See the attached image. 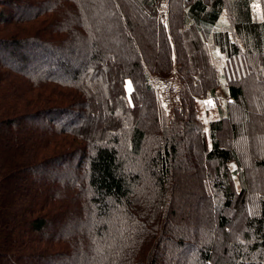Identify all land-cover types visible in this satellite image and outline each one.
<instances>
[{
	"label": "trees",
	"instance_id": "16d2710c",
	"mask_svg": "<svg viewBox=\"0 0 264 264\" xmlns=\"http://www.w3.org/2000/svg\"><path fill=\"white\" fill-rule=\"evenodd\" d=\"M111 1L122 72L81 0H0V264H264V0H123L153 65ZM153 75L174 78L169 117Z\"/></svg>",
	"mask_w": 264,
	"mask_h": 264
},
{
	"label": "rangeland",
	"instance_id": "374dc122",
	"mask_svg": "<svg viewBox=\"0 0 264 264\" xmlns=\"http://www.w3.org/2000/svg\"><path fill=\"white\" fill-rule=\"evenodd\" d=\"M55 1L56 0H53L54 3H55ZM84 1L85 0H81V4L84 7L82 9L84 10V13H86L88 20L91 22V25L92 26L93 25L94 26L95 25L101 26V28L103 29V31L106 35L104 43H106V45H108V46H112V49H111L112 53L115 52L114 51L115 46H118L120 48V53L116 52V55L118 56V54H119L120 56H122V64L118 68V71L122 72V69H124V70L127 69V67L135 61V54L133 55V53L131 51V47H132V45H134L132 40L130 39L131 42H125L123 40V36H125V34H126V28L124 26L125 24L122 21L118 20V17L116 16V10H118L116 5L113 3V1H111V4H110V0L109 1L108 0H95V1L91 0V2H89V3H91V4L94 2L95 3L92 4V6H88ZM123 3L125 6L127 5L126 2L123 0H122V4H121L120 0L118 2L121 10L124 12ZM128 7H130V6H128ZM124 15H126V18H127L128 27L130 28L129 30L133 34L134 31L130 27L129 17L132 16L136 20H138V19L142 20L140 13H139V10L137 11L133 8L132 9L130 8V10H129V9H127V6H126V11L124 12ZM62 19H64V16L62 14H60V18L58 17V19H56L54 22L57 24H61ZM144 28H145V25L142 27V29H144ZM142 34L143 33L141 31H137V33H134L133 35H135V39L139 43V45L142 48H144V51H145L144 54L146 56V60L148 61V63L150 65H153L154 60H152V57H150V55L148 54L149 53L148 52L149 44H148V42L146 43L143 41ZM78 44H79V42H78ZM82 44L84 45V44H86V42L83 41L79 45V47H81V50H82V46H83ZM117 56H116V58H117ZM103 59H104V57H103ZM123 65L124 66L127 65L126 68H123ZM154 76L166 77V76L153 75L152 82H153ZM167 77L170 79H174L172 76H167ZM152 86H153V84H152ZM154 91L156 93V96L159 97L158 99L160 100V103L164 109L165 114L169 117V115L171 114V109H172L171 106L177 101L178 91H177L175 99L172 103L166 102V100L164 99L165 96L163 93H159L156 90H154ZM261 92H262L261 89L257 88L256 84H252V86L248 84L245 87V97L248 101L249 106L252 108L251 111L253 113L257 110V108L259 106H261L263 104V100L260 99ZM205 102H206V100H202L201 102H196V109H197L198 117L200 118V120L202 122L203 128L205 130H207L208 129V121L213 119V118H216L217 115H215L214 111H208L207 109H206L205 114H203L202 110L207 108ZM239 109L241 110L240 112H242V110H243L242 107ZM97 110L98 111L100 110V105L97 106ZM148 111H150V110L146 109L142 113V116L147 117ZM98 116L99 117L102 116V113L100 111L98 113ZM238 118H239L238 114H236V119L238 120ZM205 121H207V123H205ZM256 123L261 127V128H259L260 130L258 131V133L254 134L250 128V132L254 135H251V133H250L248 135V137H250L249 139H251V141L252 140H253V142L255 141L256 145L259 148H261V152H262L264 150V128H263L262 123L260 121H257ZM256 123H255V126L259 127ZM252 137H254V138H252ZM0 144H1V140H0ZM242 146H244V143L239 144V148L244 149V147H242ZM248 148H251V143H250V146ZM246 152H247V150H246ZM253 157H254V155L250 150L248 155H245V159H247L246 163L248 164L249 162H251L253 160ZM185 162L186 163L184 164V166H188L191 164L190 161L187 160V158H186ZM184 181L185 182H183V186L190 187V185L192 184V182L188 181V179H184ZM257 187H259V185L256 186L255 189L252 188L253 190L251 191V193L252 192L254 193L256 191ZM25 188H26V185H24V189ZM9 201H10V198H7L6 202L9 203ZM179 203H180V206H182L184 212H194L193 209L196 208L194 206V202L192 200H191V202H189L188 199H186L185 201L183 199H181L180 202L176 203V209L178 208ZM173 222L177 223L179 221L173 220ZM186 222L190 223L191 221L188 219ZM180 226H182V225H180ZM235 227L236 226H234V228ZM215 237H216V239L221 238L220 235H214V238ZM233 237H234V235H233ZM4 239H5V235H0V246L2 245ZM75 251L80 253V251L77 248Z\"/></svg>",
	"mask_w": 264,
	"mask_h": 264
},
{
	"label": "built area",
	"instance_id": "2783aa9c",
	"mask_svg": "<svg viewBox=\"0 0 264 264\" xmlns=\"http://www.w3.org/2000/svg\"><path fill=\"white\" fill-rule=\"evenodd\" d=\"M153 89L159 93H163L165 96L164 99L167 103H172L174 101L176 86L175 82L172 79L155 77L153 82Z\"/></svg>",
	"mask_w": 264,
	"mask_h": 264
},
{
	"label": "crops",
	"instance_id": "0c3cea01",
	"mask_svg": "<svg viewBox=\"0 0 264 264\" xmlns=\"http://www.w3.org/2000/svg\"><path fill=\"white\" fill-rule=\"evenodd\" d=\"M129 83H130V85H131V89H130V90H129V87H128V84H129ZM125 88H126V91H127L128 93H129L130 91H132V84H131V81H130V80H127V81H126ZM202 100H206V101H211V102H212L211 104L206 103L207 108H205L204 110H202V111H203V114H205L206 109H207L208 111H214L215 115H217V117H218V103H217V101L215 100V98L212 97V98L199 99V100H197V102H201ZM217 117H216V118H217ZM213 119H215V118H213ZM213 119H211V120H213ZM211 120H209L208 123H209Z\"/></svg>",
	"mask_w": 264,
	"mask_h": 264
},
{
	"label": "snow or ice",
	"instance_id": "6c2138e0",
	"mask_svg": "<svg viewBox=\"0 0 264 264\" xmlns=\"http://www.w3.org/2000/svg\"><path fill=\"white\" fill-rule=\"evenodd\" d=\"M217 54L219 55V52ZM128 87H129V90H130L131 89L130 83L128 84ZM205 103L211 104L212 102L211 101H206ZM205 123H207V121H205Z\"/></svg>",
	"mask_w": 264,
	"mask_h": 264
}]
</instances>
